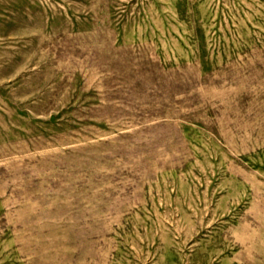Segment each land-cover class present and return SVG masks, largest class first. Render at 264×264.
Wrapping results in <instances>:
<instances>
[{"label":"rangeland","instance_id":"rangeland-1","mask_svg":"<svg viewBox=\"0 0 264 264\" xmlns=\"http://www.w3.org/2000/svg\"><path fill=\"white\" fill-rule=\"evenodd\" d=\"M0 264H264V0H0Z\"/></svg>","mask_w":264,"mask_h":264}]
</instances>
